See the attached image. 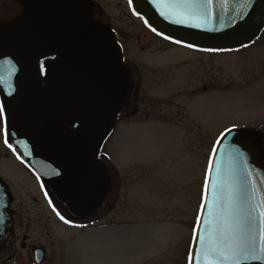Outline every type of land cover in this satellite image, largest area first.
Instances as JSON below:
<instances>
[{
	"label": "rangeland",
	"instance_id": "1",
	"mask_svg": "<svg viewBox=\"0 0 264 264\" xmlns=\"http://www.w3.org/2000/svg\"><path fill=\"white\" fill-rule=\"evenodd\" d=\"M92 2L95 18L113 31L133 76L160 68L157 61L172 68L165 80L144 78L135 104L129 101L114 118L95 156L107 182L95 228L88 234L82 227L65 228L61 243L70 245L72 235L80 242L89 238L93 264H188L205 174L219 134L233 125L264 129V31L255 44L232 52L177 46L161 52L165 46L156 40L141 50L139 44L150 42L151 33L126 1ZM3 127L0 118V175L16 185L29 175L4 143ZM236 139L264 159V132Z\"/></svg>",
	"mask_w": 264,
	"mask_h": 264
},
{
	"label": "water",
	"instance_id": "2",
	"mask_svg": "<svg viewBox=\"0 0 264 264\" xmlns=\"http://www.w3.org/2000/svg\"><path fill=\"white\" fill-rule=\"evenodd\" d=\"M125 1L149 30L156 28L155 34L165 39L171 36L174 39L167 40L173 43L181 40L184 43L179 45L186 47L194 44L192 49L206 52L245 48L264 28V0H249L244 16L233 11L238 0H230L227 7L214 0L215 17L206 29L166 19L152 0ZM91 8L92 0H30L13 26L0 35V61L10 60L15 67L9 111L21 156L54 193L81 211L97 208L104 197L105 172L95 156L110 131L126 86L113 32L91 19ZM53 52L61 60L49 62L47 80L42 84L31 64ZM239 132L231 128L226 133L215 161L221 164L226 179L246 180L249 190L255 188L254 196H259L264 191V168L235 140ZM246 170H251V177L245 175ZM211 179H216L215 168ZM6 187L0 178V244L11 223ZM203 194L204 188L200 205ZM204 219H208L207 210ZM206 227L201 225V234ZM198 251L199 245L191 239L189 253Z\"/></svg>",
	"mask_w": 264,
	"mask_h": 264
},
{
	"label": "flooded vegetation",
	"instance_id": "3",
	"mask_svg": "<svg viewBox=\"0 0 264 264\" xmlns=\"http://www.w3.org/2000/svg\"><path fill=\"white\" fill-rule=\"evenodd\" d=\"M29 3L30 0H0V35L7 32L13 26L20 15L24 13ZM90 17L95 22L104 24L95 18L93 14V3ZM263 31L264 28L254 40V44L260 38ZM150 33L149 44L142 42L139 44L141 50L147 49V47L151 45L150 43L155 40L165 46L161 52H166L175 46L194 50L186 46L175 44L152 31H150ZM114 38L116 40L115 36ZM194 51L202 52L199 50ZM125 56L127 57V55L121 53L119 62L125 74L126 86L121 106L115 116L127 107L129 101L132 100L134 103L140 86L139 83L141 84L144 78L152 75V77L156 76V80H165L168 78L167 75L172 68L171 66L162 67L165 61H157V63H159L157 66H160V68L152 67L148 70H141L140 75L138 74L136 77L133 76L131 68L129 67V60H127ZM60 60L61 58L59 55L53 52L47 56L35 59L31 64V70L34 71L37 78L42 80L41 83L43 84L47 80L46 76H44L43 80V69L45 68L46 70L49 62ZM146 60L147 59H145V61ZM8 61L10 60L6 62ZM47 61L48 64L46 63ZM140 61H143L142 58H140ZM10 62L12 64V61ZM41 65H43V68H41ZM0 76L3 77L4 81L0 83V103H3L5 106L4 116H6L7 119L9 138L13 145L12 151L14 156L19 157V161L26 171V175H29L27 176V180H22V182L16 185L0 175V178L7 186L6 188L9 194L7 209L11 213V223L8 234L0 244V264H93L90 259L92 243L89 238L87 239L83 236L80 242V237L77 239L72 235L69 238L71 241L70 245H62L61 242L64 239L65 228H67V231H74L82 227L84 231L86 230L87 234L90 233L95 228L94 215L96 209L88 208L81 211L78 208H72L65 197L54 193L49 183L36 172H33L29 164L22 161L21 151L17 144L13 121L10 118L9 111L11 106L10 89L14 85V79L13 75L9 76L8 65L6 63L4 64L2 61H0ZM205 87V85H202L203 90ZM136 110L137 107L134 108L132 113ZM237 129L241 132L235 136V139L240 135L249 137L252 134H261V132H264V129ZM238 142L244 149L249 151L253 161L264 168V159L258 157L256 152L252 150V146L241 141ZM13 149H15V151ZM57 212L63 215L66 220L72 221V223L69 224L66 223L65 220H61ZM79 255H81V258H79Z\"/></svg>",
	"mask_w": 264,
	"mask_h": 264
},
{
	"label": "snow or ice",
	"instance_id": "4",
	"mask_svg": "<svg viewBox=\"0 0 264 264\" xmlns=\"http://www.w3.org/2000/svg\"><path fill=\"white\" fill-rule=\"evenodd\" d=\"M229 2L230 0H221L222 7H227ZM129 3H132V0H129ZM152 4L166 19L200 29L208 28L210 21L215 17L214 0H152ZM248 7L249 0H238L233 11L244 16ZM145 23L147 24L148 21L145 20ZM152 31L157 30L152 28ZM166 38L174 39L171 36ZM175 42L184 43L178 39ZM187 46L196 47L194 44ZM5 63L8 65L9 76L13 75L15 67L10 61ZM3 82V77L0 76V83ZM4 113L5 106L0 103V118L4 120V143L9 148H13L9 143L7 119ZM235 127L236 125H233V128ZM230 131L231 129L226 128L221 132L211 150L204 181L203 203L200 205L193 227L192 240L194 244L199 245V251L188 254V264L264 262V191L259 196H254L256 189L249 190L246 180H235L231 176L226 179L221 164L215 161L219 145ZM214 168L216 179L212 180ZM245 175L251 177V170H246ZM209 189L212 193L211 203L208 202ZM205 210L208 213L207 220L204 219ZM57 215H60V219L65 220L66 223H72L59 212ZM202 224L207 225L203 234L199 230Z\"/></svg>",
	"mask_w": 264,
	"mask_h": 264
}]
</instances>
